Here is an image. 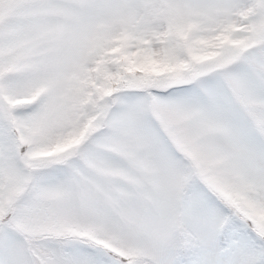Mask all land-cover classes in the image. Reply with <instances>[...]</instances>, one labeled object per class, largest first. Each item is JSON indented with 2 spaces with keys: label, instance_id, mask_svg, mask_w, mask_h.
<instances>
[{
  "label": "snow or ice",
  "instance_id": "obj_1",
  "mask_svg": "<svg viewBox=\"0 0 264 264\" xmlns=\"http://www.w3.org/2000/svg\"><path fill=\"white\" fill-rule=\"evenodd\" d=\"M0 264H264V0H0Z\"/></svg>",
  "mask_w": 264,
  "mask_h": 264
}]
</instances>
